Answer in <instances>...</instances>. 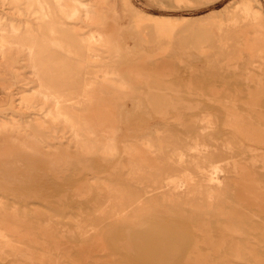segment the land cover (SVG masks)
Listing matches in <instances>:
<instances>
[{"label": "rangeland", "instance_id": "1", "mask_svg": "<svg viewBox=\"0 0 264 264\" xmlns=\"http://www.w3.org/2000/svg\"><path fill=\"white\" fill-rule=\"evenodd\" d=\"M0 237V264H264V0H0Z\"/></svg>", "mask_w": 264, "mask_h": 264}, {"label": "bare ground", "instance_id": "2", "mask_svg": "<svg viewBox=\"0 0 264 264\" xmlns=\"http://www.w3.org/2000/svg\"><path fill=\"white\" fill-rule=\"evenodd\" d=\"M247 10V9H246ZM54 12V11H53ZM246 14H251V12L250 11H246ZM246 16V15H245ZM245 16H243L244 18H245ZM251 16V15H250ZM249 16V17H250ZM247 18V17H246ZM156 19H159V18H156ZM234 19V18H233ZM249 19V18H248ZM254 19V18H253ZM160 20V21H159ZM159 20H157V21H159V22H161V20L162 19H159ZM165 20H167V19H163V21H165ZM256 22V21H255ZM37 23V22H36ZM163 23V22H162ZM259 23V22H258ZM38 24V23H37ZM255 24V23H254ZM166 25V24H165ZM259 25V24H258ZM158 26V25H157ZM262 26V25H261ZM39 28V27H38ZM94 48L92 47V48H90V51L91 50H93ZM94 53V52H93ZM262 55V54H261ZM31 59V58H30ZM31 63V65L30 66H35V64L33 63V60L30 62L29 61V64ZM34 69V68H33ZM37 78V77H36ZM38 80V79H37ZM40 80V79H39ZM39 86V85H38ZM43 88H45L43 85H41ZM38 88H41L40 86L38 87ZM42 88V89H43ZM90 88L93 90V88H92V85H90ZM41 89V90H42ZM36 91V90H35ZM42 91H45L44 89L42 90ZM36 93V92H35ZM42 93V92H41ZM46 93V92H45ZM40 94V93H39ZM38 94V95H39ZM41 100L43 101V103H45L46 102V100L48 99L47 98V96H45L44 94H41ZM49 97V96H48ZM54 99V98H53ZM57 101V100H56ZM53 106V105H52ZM51 106V107H52ZM59 105H57V103H55L54 104V109H52L51 111H52V113H47V117L49 116V115H54L55 113H56V111L58 110V107ZM53 112H55L54 114H53ZM58 114V113H57ZM229 116H230V114H229ZM228 116V117H229ZM49 117H52V116H49ZM237 123V122H236ZM41 124V123H40ZM77 137V136H76ZM13 138V137H12ZM16 138V137H15ZM78 138V137H77ZM75 139V138H74ZM78 140V139H77ZM103 141V143H104V141H105V138L103 137V139L101 140V142ZM107 141V140H106ZM103 143H102V145H103ZM106 143H109V142H105L104 144H106ZM108 146V145H107ZM104 147V146H103ZM106 147V146H105ZM101 180V179H100ZM93 184H95V187H96V191H97V193H98V202L97 203H95V208L97 209V210H99V211H103L104 209V207H105V205H106V202H108V199H109V190H108V186L105 184V183H103V181L101 182V181H99V179L98 180H96L95 181V183H93ZM87 188H88V186H87ZM88 191V190H87ZM138 207H140V206H138ZM141 208V207H140ZM140 210V209H139ZM141 210H142V208H141ZM0 243H2V239H1V237H0ZM197 248V246L196 245H194V247H193V249H196Z\"/></svg>", "mask_w": 264, "mask_h": 264}]
</instances>
